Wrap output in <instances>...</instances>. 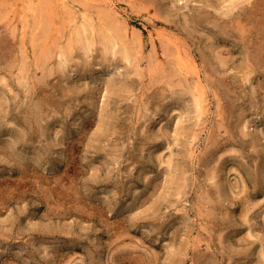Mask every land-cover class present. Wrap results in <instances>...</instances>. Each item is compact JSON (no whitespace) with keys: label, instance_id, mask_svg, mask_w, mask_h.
<instances>
[{"label":"rangeland","instance_id":"1","mask_svg":"<svg viewBox=\"0 0 264 264\" xmlns=\"http://www.w3.org/2000/svg\"><path fill=\"white\" fill-rule=\"evenodd\" d=\"M41 1L0 0V264H264V0H113L131 62Z\"/></svg>","mask_w":264,"mask_h":264},{"label":"bare ground","instance_id":"2","mask_svg":"<svg viewBox=\"0 0 264 264\" xmlns=\"http://www.w3.org/2000/svg\"><path fill=\"white\" fill-rule=\"evenodd\" d=\"M47 1V0H46ZM60 1H62V4H63V6H65V8L67 9V11H68V14H70L71 15V21L72 22H75V24L77 25L76 26V28L75 29H73V33H74V35L76 34L77 35V39H74V37H73V39H70L69 38V42L67 41V43H68V45H65L66 47H65V50H71L72 48H73V44H74V41L76 40H78L79 42H82V43H85L86 45H87V47H89V48H91L93 45H95V44H97L96 43V35H97V32H99V33H101L103 36H104V38L109 42V43H112V44H114V45H120V47H121V53H122V56L127 60V61H133L132 59H133V52H132V46H131V43H127L126 42V40H125V38H127L126 37V35H121L120 34V32H119V27H118V24H117V22L118 21H120V17H119V12L116 10V8H115V5H114V2H113V0H102V2L99 4L98 3V5H99V10H98V13H99V16H98V18L97 19H95L91 14H89V12L88 11H85V12H82V16H81V23L79 24V22H78V18H77V12L76 11H73V9H70L69 8V5H67V3H64V0H60ZM37 2V1H36ZM47 2H49V1H47ZM41 3H44V5H45V2L42 0L41 1ZM50 3H51V1H50ZM49 4V3H48ZM40 5V4H39ZM41 6V5H40ZM42 7V6H41ZM36 8V7H35ZM37 9V8H36ZM50 9V8H49ZM41 11V10H40ZM47 11V10H46ZM36 12V11H35ZM37 12H38V10H37ZM36 12V14H39V13H37ZM42 12H45V7H44V9L41 11V13ZM45 14H47V13H44V15ZM42 15V17H43V13L41 14ZM24 16V15H23ZM40 16V15H39ZM42 17H41V19H42ZM53 17V16H52ZM68 17H69V15H68ZM40 18V17H39ZM57 18V17H56ZM23 19V18H22ZM24 19H25V16H24ZM47 19H49L48 17H47ZM47 19H46V21H47ZM40 20V19H39ZM37 21V20H36ZM45 21V20H44ZM52 21V20H51ZM38 23V22H37ZM36 23V24H37ZM40 23V22H39ZM38 23V24H39ZM43 22H42V20H41V24H42ZM53 23V22H52ZM43 25H45V24H43ZM24 26V25H23ZM37 26V25H36ZM39 26H41V25H39ZM51 27V26H50ZM37 28V27H36ZM54 28V27H53ZM114 28H118V29H114ZM41 29V28H40ZM39 29V31H41ZM43 29V28H42ZM48 29V23H47V27H45V31ZM244 29V28H243ZM49 31H44L45 32V36L44 37H46V38H44V39H46V40H48L47 39V37L49 38V32H50V30L51 29H48ZM59 31V30H58ZM40 34H41V32H39ZM38 34V33H37ZM47 34H48V36H47ZM87 34H89V35H87ZM36 35V34H35ZM43 34H41V36H42ZM34 36V35H33ZM24 37V36H23ZM31 39H33V38H31ZM53 39H55V38H53ZM2 40H4V42H5V39H2ZM36 40H37V38H36ZM57 40V39H56ZM32 41V40H31ZM1 43H3L2 41H0ZM38 42H42V39H41V41H39V37H38ZM43 42H46L45 40L43 41ZM42 42V43H43ZM57 42V41H56ZM98 42V41H97ZM172 42V41H171ZM41 43V44H42ZM31 44H33V43H31ZM34 44H36L37 45V42L36 43H34ZM34 44L32 45V46H34ZM39 45H41L40 43H38ZM44 45H45V43H43ZM42 44V45H43ZM63 44V43H62ZM78 44V43H77ZM84 44V45H85ZM170 44V43H169ZM172 44H173V48H174V53H175V56L178 58H176L177 59V64H178V66H179V68L181 69V71H184L183 73H190V70H189V65H190V67L191 68H193L194 69V65H193V63L191 62V58H189V57H187L186 55H184L186 52H184V50H183V48L180 46V45H178L177 43H173L172 42ZM7 45V44H6ZM6 45H5V47H6ZM41 45V46H42ZM51 45V44H50ZM54 45V44H53ZM56 45L58 46L59 45V42H57L56 43ZM76 45V44H75ZM8 46V45H7ZM23 46V45H22ZM38 46V45H37ZM40 46V47H41ZM46 46V45H45ZM55 46V45H54ZM131 46V47H130ZM140 46V48H141V45H139ZM171 46V45H170ZM5 47H4V49H5ZM50 47V46H49ZM10 48V47H9ZM47 48V47H46ZM53 48H55V47H53ZM8 49V48H7ZM36 49H37V47H36ZM41 49H43V47L42 48H40L39 50H40V52L41 53H43L42 51H41ZM56 49V48H55ZM64 49V46H60L59 48H58V52L61 54V55H64L65 53H68L67 51L65 52V50H63ZM92 49V48H91ZM2 50V49H1ZM0 50V51H1ZM139 50V49H138ZM135 51V52H137V53H140L139 51ZM14 51V50H13ZM50 50H48V52L46 53H44L45 54V56H51L49 53H51V51L49 52ZM54 51V50H53ZM8 52V51H7ZM5 53V52H4ZM43 55V54H42ZM73 55V54H72ZM6 56V55H5ZM9 56V55H8ZM14 56V55H13ZM38 56V55H37ZM39 56H41V54H39ZM49 56H48V58H49ZM42 57V56H41ZM25 58H27V57H25ZM39 59V57H36V59ZM42 58H44V57H42ZM52 58V57H51ZM68 58V57H67ZM189 58V59H188ZM3 59V58H2ZM8 59V58H7ZM11 59V58H10ZM124 59V60H125ZM26 59H24V63L26 62L25 61ZM44 60V59H43ZM45 60H47V58L45 59ZM44 60V61H45ZM51 60V59H50ZM3 61H5V60H3ZM39 61V60H38ZM26 64V63H25ZM24 64V65H25ZM40 64V63H39ZM46 64V63H45ZM44 64V65H45ZM49 64H50V62H49ZM52 64V63H51ZM51 64H50V66H51ZM37 65V64H36ZM42 65V64H41ZM79 65H81V64H79ZM164 65V64H163ZM162 65V66H163ZM139 66V65H138ZM176 66V65H175ZM177 66V67H178ZM26 67V66H25ZM38 67V69H40L41 67L40 66H37ZM36 67V68H37ZM82 67V66H81ZM135 67V66H134ZM164 67V66H163ZM187 67V68H186ZM199 67V66H198ZM27 68V67H26ZM43 68H44V66H43ZM21 69V68H20ZM28 69V68H27ZM46 69V68H45ZM196 69V68H195ZM26 70V69H25ZM185 70H187V71H185ZM191 71H192V69H191ZM196 71H197V69H196ZM22 72V71H21ZM24 72V71H23ZM22 72V73H23ZM26 72V71H25ZM139 72H140V70H139ZM195 72V71H194ZM195 73H197V72H195ZM23 74H25V73H23ZM198 74V73H197ZM196 74V75H197ZM25 75H27V74H25ZM25 75H22L23 77L25 76ZM187 76V75H186ZM96 79V78H95ZM185 79V78H184ZM23 80V79H22ZM182 80V79H181ZM96 81V80H95ZM183 81V80H182ZM197 85H196V92L194 93V99H195V104H196V106H197V109H198V113L200 114V116H203V114L205 113V105H204V103H205V90L203 89V84H202V81H201V76L198 74L197 75ZM184 82V81H183ZM179 83V82H178ZM187 83V82H186ZM189 85V84H188ZM195 86V85H194ZM184 87V86H183ZM190 87V86H189ZM190 89V88H189ZM195 90V89H194ZM85 120V119H84ZM83 123V122H82ZM80 125V124H79ZM82 125V124H81ZM61 131H59V133H60ZM58 133V132H57ZM60 135H61V133H60ZM56 136H57V138H59V136L56 134ZM65 136V135H64ZM62 139V138H61ZM57 141H59L58 139H57ZM62 143V142H61ZM58 144V143H57ZM61 146H62V144H61ZM4 150V149H3ZM1 152V151H0ZM5 152H7L6 150H5ZM5 154V153H4ZM10 161V160H9ZM29 168H31L30 166H29ZM34 168V167H33ZM32 169V168H31ZM56 178V177H55ZM63 178V177H62ZM58 179V178H57ZM61 179V178H60ZM56 181V180H55ZM60 181V180H59ZM64 181H66V180H64ZM68 181V180H67ZM56 183V182H55ZM66 185V184H65ZM27 187V186H26ZM8 188V187H7ZM62 189V188H61ZM25 190V189H24ZM25 192V191H24ZM59 192V191H58ZM51 198V197H50ZM49 199V198H48ZM6 200V199H5ZM66 200V199H65ZM251 202V201H250ZM60 203V202H59ZM68 205V204H67ZM76 205V204H75ZM51 206V205H50ZM53 206V205H52ZM73 206V205H72ZM80 207V206H79ZM53 208V207H52ZM55 208H57V207H55ZM69 208V207H68ZM248 209V208H247ZM58 210H59V207H58ZM71 210V209H70ZM91 212V211H90ZM100 214V213H99ZM102 214V213H101ZM95 216H97V215H95ZM101 216V215H100ZM98 217H99V215H98ZM247 217V216H246ZM245 217V218H246ZM97 218V217H96ZM123 223V222H122ZM120 223H118V225H119ZM114 226V228H115V226L116 225H113ZM125 226V225H124ZM120 228V227H119ZM122 228V227H121ZM125 228V227H124ZM111 230V229H110ZM114 230V229H113ZM118 232V231H117ZM120 232H121V230H120ZM113 233V232H112ZM114 234H116V233H114ZM114 234H112V235H114ZM119 234V233H118ZM126 234V233H125ZM121 235V234H120ZM122 237H123V235H122ZM112 240H116L115 238H113ZM118 240V239H117ZM120 241H123V240H121V239H119ZM113 241V242H114ZM119 241V242H120ZM125 241V240H124ZM123 241V242H124ZM117 242V241H116ZM115 242V243H116ZM123 242H121V243H123ZM120 243V244H121ZM119 244V243H118ZM124 244V243H123ZM126 244V243H125ZM124 244V245H125ZM130 244V243H129ZM133 244V243H132ZM131 244V246H135V245H132ZM143 244V243H142ZM127 245H125V247H126ZM129 246V245H128ZM116 248H118V250H120V248L117 246ZM122 248H123V246H122ZM121 248V249H122ZM127 248V247H126ZM116 251V250H115ZM72 258V257H71Z\"/></svg>","mask_w":264,"mask_h":264}]
</instances>
